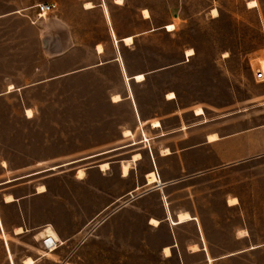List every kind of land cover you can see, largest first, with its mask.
<instances>
[{"label": "rangeland", "instance_id": "1", "mask_svg": "<svg viewBox=\"0 0 264 264\" xmlns=\"http://www.w3.org/2000/svg\"><path fill=\"white\" fill-rule=\"evenodd\" d=\"M251 1L256 8H247ZM115 2L0 0V182L24 178L0 195L26 197L3 214L10 227L27 230L7 236L14 263L29 256L32 264H207L202 253H179L201 231L210 263L264 264V78L255 77L264 71V0ZM39 3L57 7L36 22ZM155 122L188 130L165 142L150 131ZM125 130L133 134L123 137ZM241 131L223 151L243 161L220 163L214 145L161 160L165 178H183L169 197L148 183L146 158L139 166L141 155L128 160L135 152L149 157L150 144L176 149ZM138 141L135 150L109 153ZM118 161L134 165L128 179L119 177ZM105 162L112 164L101 174L90 169ZM166 198L198 221L151 224ZM47 228L58 234L54 251L44 243ZM4 247L0 237V264Z\"/></svg>", "mask_w": 264, "mask_h": 264}, {"label": "crops", "instance_id": "2", "mask_svg": "<svg viewBox=\"0 0 264 264\" xmlns=\"http://www.w3.org/2000/svg\"><path fill=\"white\" fill-rule=\"evenodd\" d=\"M104 1L105 0H103V3H104ZM100 7H101V5H99ZM256 8V7H255ZM122 39H120V41H121ZM120 41H118V42H120ZM122 42V41H121ZM152 124H150V131L151 132H153V133H159V135H158V138H166V139H168V141H165V142H169L170 140H171V138H168V137H171V136H173V135H175L176 134V132H179V131H185V130H188V129H186V128H180V126H176V128H172V129H170V130H168V129H165V128H163L162 127V122H160V127H158V129H153L152 128V126H151ZM142 126V122H141V120H140V127ZM257 129H260V128H257ZM131 131V130H130ZM132 132V131H131ZM132 134H133V132H132ZM212 134H216L217 136H218V140H216V141H213L212 143H208V137L209 136H211ZM212 134H209V135H207L206 136V138H205V140H204V142L203 143H201V144H194V145H186V146H184V147H181V148H176V149H173L170 145H164V146H162V147H158V148H154V147H152L151 148V144H150V155H151V157H150V155H149V157L148 156H146V155H144L142 152L140 153V152H135V153H133V154H131L132 156H131V158L130 159H128V160H131L132 159V157L135 155V154H139V155H141L142 156V158H141V160L140 161H138L136 164H134V165H137V166H139L140 164H141V162L146 158L147 159V162H148V165H149V168H148V170L147 171H145L146 173H145V175H147L148 174V172H155L156 174H157V176H158V174L160 175L159 176V180H160V183H157V184H153L154 186H156L157 187V189H158V191H161L162 193H163V195L164 196H168V194H166L167 192H168V187L169 186H172V185H177V183H180V182H182L183 181V178H181V180L180 181H177L176 183H174V181H176V180H174V179H169V178H165V176H164V173L162 172V170H161V167H160V162H161V160H171V159H177V157H179V156H183V155H188L189 153H190V151H192L194 148H196L197 146H202V145H205V146H212V145H214L215 146V148L218 150L217 151V153H218V157H219V159H220V163H222V164H230L231 163V161H233V160H238V159H241L240 161H243V160H245L246 158L245 157H240V156H237V155H235V156H231L230 157V154H228V152H224L223 150H226V148L228 147V145L230 144V142H232L234 139L233 138H236V139H238V138H241V136L242 135H240V134H243V131H241V132H234V133H230L229 135H225V136H222V135H219L218 133H216V132H212ZM123 138V137H122ZM158 138H157V140H158ZM183 139H185V136L184 137H182ZM145 139H146V137H145ZM140 141H143V140H140ZM140 141H138V142H140ZM132 143V142H131ZM131 143H129V144H131ZM142 143H144V142H140L139 144H137V145H133V146H128V147H124V146H127V145H129V144H125V145H122L121 147H118V148H114V149H112L113 151H111V152H109V153H113V152H116V151H122L123 149H126V148H134V150L135 149H137V147L136 146H139L140 144H142ZM166 150H168V154H166ZM100 153H98V154H94V155H90V156H95V157H93V158H97V157H101V156H103V155H99ZM106 154H108V153H106ZM90 156H88V157H90ZM93 158H89V159H93ZM244 158V159H243ZM151 159H152V161H153V163H154V165H155V168L153 169V167H152V161H151ZM84 161H87V158H83V159H79V160H75V161H71V163L70 164H77V163H81V162H84ZM123 161H126V160H123ZM123 161H118V170H119V177L123 180H125V179H128L130 176H131V172L134 170V168H133V166H132V168L130 169V171H129V176L128 177H124L122 174H121V171H120V166H121V162H123ZM105 163H108V162H105ZM105 163H103V164H105ZM67 164H69V163H67ZM69 164V165H70ZM103 164H98V165H96V166H92V167H90V169H96L97 171H98V173L99 174H101V173H103V172H101L100 171V169H99V166L100 165H103ZM109 164V166L112 164L111 162L110 163H108ZM64 165V164H63ZM69 165H67V166H69ZM157 165H158V167H157ZM2 166V165H1ZM65 166V165H64ZM64 166H58V168H61V167H64ZM3 168V167H2ZM57 168V169H58ZM4 170H7L6 168H3ZM83 170V169H82ZM84 171V170H83ZM47 172V171H46ZM43 173V172H42ZM41 174V173H40ZM29 175H31V174H29ZM29 175H27V176H29ZM39 175V174H38ZM32 177V176H31ZM20 179H24L23 177H20L19 179L18 178H15V179H12V180H15L14 182H12V183H8V184H3L4 183V181L3 182H0V187L1 186H6V185H10V184H13V183H15V182H17L18 180H20ZM80 181H83V180H80ZM139 189V186H134V188H133V193L134 192H136L137 190ZM166 192V193H165ZM44 194V193H43ZM43 194H37V189H36V194L35 195H43ZM7 195H11V196H13V198L15 199V202H11V203H6L5 202V197L7 196ZM169 197V196H168ZM24 199H26V197H15L13 194H11V193H7V194H2V195H0V219H1V221H0V237L3 239V241H4V243H5V247H4V249H5V259H6V261H7V264H15L14 263V261H13V257H12V253H11V249L9 248V244H8V242H7V236H8V234H12L13 236H15V237H19V236H21V235H24L26 232H27V230L25 229L24 230V228L20 225V226H17V227H10V224L8 223V221L4 218V212L6 211V210H8V209H10V208H12V207H14V206H16V203H18L19 202V205H20V201L22 202ZM119 200V198L117 199V200H115V202L114 203H116L117 201ZM162 206H163V208H164V212H163V216H161L160 217V219H155V218H151V219H155V220H157V221H159L160 223H164V222H166V223H171V221H173V222H177V218H178V213H180V212H186V213H188L191 217H192V220H189V221H186V222H183V223H180V224H178V225H181V224H184V223H187V222H196V221H198L197 220V216H194L193 214H192V212L191 211H189L188 209H178L177 211H175V210H173V208H171L170 206V203L168 204V202H167V198H166V202H165V204H162ZM228 207V206H227ZM233 207V206H232ZM232 207H230V208H232ZM19 214H17L16 215V218H18V217H20V216H18ZM178 225H176V226H178ZM52 227V226H51ZM18 228H22L23 229V233L22 234H20V235H17V234H15V231H16V229H18ZM53 228V227H52ZM54 229V228H53ZM56 232V231H55ZM200 232V234H199V236H200V239L197 241V242H193L192 244L193 245H191L190 247H186L185 248V250H184V252H181V251H179V253H180V257H182V253H185V254H189V255H197V254H199V253H202L203 255H204V261H206V263L208 264H212V263H215V261L217 260L216 258L215 259H211L213 262H209L208 261V259H210L209 258V256H208V254H207V244L205 243V241H204V237H203V234L201 233V231H199ZM39 234V233H38ZM37 234V235H38ZM58 235V234H57ZM193 246H196V247H198V250L196 251V252H194L193 250H192V247ZM167 247H170V250H171V255L169 256V257H165L166 259H171L172 257H173V250L175 249V248H177V247H179V244L177 243V241L175 240L174 242H172L171 243V245L170 246H167ZM55 249V248H54ZM54 249L53 250H51V251H54ZM178 253V254H179ZM29 256H27V257H25L24 259H26V258H28ZM30 258H32V257H30ZM11 259H12V261H11ZM24 259L23 260H21L20 261V263L21 264H23V261H24ZM33 259V258H32ZM34 260V259H33ZM12 262V263H11ZM34 264H35V261H34Z\"/></svg>", "mask_w": 264, "mask_h": 264}, {"label": "bare ground", "instance_id": "3", "mask_svg": "<svg viewBox=\"0 0 264 264\" xmlns=\"http://www.w3.org/2000/svg\"><path fill=\"white\" fill-rule=\"evenodd\" d=\"M121 2H122V0H116L115 4H119ZM254 7H256V2L251 1V2H248L247 3V8H250L251 9V8H254ZM84 8L85 9H91V8H93V5L91 3H86L85 6H84ZM104 11L106 13H108L107 10H106V7H104ZM143 14H144V16L146 18H148V16H149L148 11L143 10ZM213 14L214 15L217 14V11L214 10L213 11ZM167 29H169L170 31H173V26L172 25L167 26ZM123 42L125 44H127V45L128 44H131L132 43V38L131 37L123 38ZM96 48H97L98 53L99 54H102L103 48H101L100 46H97ZM187 55L188 56L192 55V51H187ZM133 78H134V80L136 82H139V81H142L144 79V75L143 74H139V75L134 76ZM10 88H12V87H10ZM168 97H169L168 99H172L173 94H168ZM117 101H120L119 96H114L113 97V102H117ZM202 114H203L202 109L198 108V109L195 110V115L196 116H201ZM26 116H27V118H32V111L30 109H27L26 110ZM159 126H160V123L159 122L153 123V128H158ZM130 135H131V131L130 130H125L123 132V137H129ZM217 139H218V136L215 135V134L212 135V136H209L208 137V143H212L213 141H216ZM90 158H93V157H90ZM138 158H139V155H135L134 156V160H137ZM129 163L130 162H123L122 165H121V174H123L124 177H127L129 175V169H130V164ZM108 168H109L108 163H105L103 165H100V170L101 171H105ZM80 174H81V171H79L77 175L81 176ZM147 180H148V183L150 185L151 184H156L158 182L156 173L149 172V174L147 175ZM10 182L11 181H7L6 183H10ZM6 183H4V184H6ZM41 189H43V187H41ZM5 201L7 203H11V202L14 201V199H13L12 196L9 195V196L6 197ZM234 204H235V200L234 199H232V200H230L228 202V206H232ZM189 220H191V217L187 213H179L178 214V222H185V221H189ZM0 221H1V219H0ZM151 224L157 225L159 223L156 220H151ZM19 233H21V230H19ZM44 233H45V237L44 238L46 239L45 242H44L45 243V246L47 247V249L50 248V247H52V249H53L54 243L56 244L58 242L57 235L55 234V232L51 228H47ZM164 251L167 254V256H170V249L168 247H166ZM194 251L196 252L197 250L194 249ZM11 261H12V259H11ZM25 263L26 264H32V260L30 258H28L25 261Z\"/></svg>", "mask_w": 264, "mask_h": 264}, {"label": "built area", "instance_id": "4", "mask_svg": "<svg viewBox=\"0 0 264 264\" xmlns=\"http://www.w3.org/2000/svg\"><path fill=\"white\" fill-rule=\"evenodd\" d=\"M56 3H39L36 4L32 9L34 11V20L36 22L44 20L47 16L54 13L56 10ZM255 77L259 80L264 78V71L258 72Z\"/></svg>", "mask_w": 264, "mask_h": 264}]
</instances>
